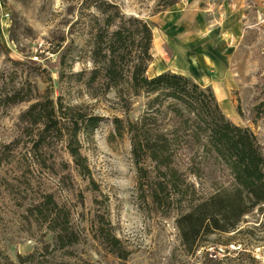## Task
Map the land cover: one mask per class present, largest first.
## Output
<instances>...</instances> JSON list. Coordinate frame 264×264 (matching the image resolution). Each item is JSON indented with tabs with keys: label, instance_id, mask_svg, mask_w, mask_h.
<instances>
[{
	"label": "rangeland",
	"instance_id": "1",
	"mask_svg": "<svg viewBox=\"0 0 264 264\" xmlns=\"http://www.w3.org/2000/svg\"><path fill=\"white\" fill-rule=\"evenodd\" d=\"M102 1L147 22L172 0ZM84 2L1 0L0 152L14 141L18 146L0 164V264H264V206L242 205L221 164L200 168L203 175L187 181L194 194H162L154 204L155 169L144 160L139 186L125 122H139L153 97H131L124 87L120 96L84 88L86 74L100 66L87 33L95 9ZM213 2L237 4L249 56L246 87L219 107L251 131L264 155V80L258 77H264V0ZM76 74L83 76L69 82ZM36 103L47 110L54 105L63 117L78 106L97 120L92 135L78 139L82 175L66 139L54 145L46 167L33 152L37 130L19 134L20 115ZM166 105L151 111L154 135L173 126ZM197 216L203 223L191 232Z\"/></svg>",
	"mask_w": 264,
	"mask_h": 264
},
{
	"label": "trees",
	"instance_id": "2",
	"mask_svg": "<svg viewBox=\"0 0 264 264\" xmlns=\"http://www.w3.org/2000/svg\"><path fill=\"white\" fill-rule=\"evenodd\" d=\"M177 1L172 0L156 13ZM82 6L87 10L92 6L95 9L87 33L92 40L93 63L100 65L86 74L82 82L84 88H98L106 93L114 90L120 96L124 87L131 97H153L139 122L127 120L124 130L129 136L140 187L143 185L140 179L145 177L140 164L148 160L154 165L157 183L151 190L152 202L159 203L162 194L173 197L187 195L188 191L194 194V185L187 181L203 175L200 168L221 164L229 172L242 205L264 206V155L251 131L235 126L224 116L210 88L202 89L190 79L172 73L146 77L151 61V23L127 18L115 5L102 0H85ZM263 58L261 55L260 59ZM82 76L72 75L68 80H79ZM258 77L264 80L260 74ZM41 104H33L20 115L19 134L26 136L29 129L37 130L33 152L46 167L50 161L47 155L50 156L54 145L66 139L72 166L82 175L84 166L78 139L88 135V131L92 135L97 120L81 115L78 106L73 107L74 112L68 117H63L57 115L61 110L56 111L54 105L47 110L44 105L40 107ZM164 104H167L166 114L171 117L173 126L154 135L156 122L152 120L151 111ZM65 125H69L66 130ZM17 146L14 141L0 152V164L13 159ZM183 159L187 163H183ZM192 223L195 226L191 232L199 230L203 221L198 217Z\"/></svg>",
	"mask_w": 264,
	"mask_h": 264
},
{
	"label": "crops",
	"instance_id": "3",
	"mask_svg": "<svg viewBox=\"0 0 264 264\" xmlns=\"http://www.w3.org/2000/svg\"><path fill=\"white\" fill-rule=\"evenodd\" d=\"M147 22L153 25L148 74L184 76L202 89L210 88L218 105L227 102L232 91L246 87L249 56L235 2L178 0Z\"/></svg>",
	"mask_w": 264,
	"mask_h": 264
}]
</instances>
